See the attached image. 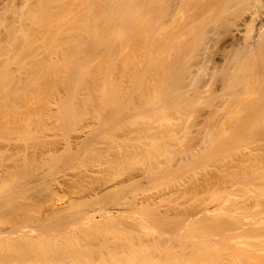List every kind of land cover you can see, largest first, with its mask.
Wrapping results in <instances>:
<instances>
[{
	"label": "rangeland",
	"instance_id": "rangeland-1",
	"mask_svg": "<svg viewBox=\"0 0 264 264\" xmlns=\"http://www.w3.org/2000/svg\"><path fill=\"white\" fill-rule=\"evenodd\" d=\"M212 1L117 0L1 68L0 232H31L0 264H264V84L226 79L264 2Z\"/></svg>",
	"mask_w": 264,
	"mask_h": 264
},
{
	"label": "bare ground",
	"instance_id": "bare-ground-1",
	"mask_svg": "<svg viewBox=\"0 0 264 264\" xmlns=\"http://www.w3.org/2000/svg\"><path fill=\"white\" fill-rule=\"evenodd\" d=\"M116 1L117 0H0V70L2 71L5 68L7 69L8 64L11 62L13 64L14 63L18 64L16 66H19L20 68L19 67L18 68L21 70L25 60H30L33 57L38 59L42 55L41 52L47 53L48 50H51L53 52L55 49H59V50L70 49V48H76L75 46L79 47L83 45L87 41L88 37L86 35L90 32V30L98 31V32L102 31V28L104 27L105 13L109 10L112 11L114 8L112 6L109 7V4H112ZM210 1L208 0V2ZM213 1L211 2V4L215 2ZM224 1L227 0H223V2ZM260 1H262V3L264 2V0H233L234 2L233 4L237 3L236 5L238 6L241 2H243L251 10V11L249 10L250 16H248V18L250 17V22L247 25L250 26L251 24L253 25L254 18L257 17L256 14L257 12H259L258 10H260L263 5ZM217 3L216 5L218 6L222 5V4L219 5L220 3L219 4ZM257 3H261V4H259L260 6H258L256 12ZM214 6L212 7L215 9ZM222 6H224L222 12L223 10L227 11V9H225L226 3L225 4L223 3ZM244 6L242 5V7ZM199 7L198 8L201 9L203 6L202 7L199 6ZM248 7L245 8V10L244 9L243 10L246 11ZM126 26L128 27V24ZM186 26L188 27V25ZM250 26H248V28ZM259 31L260 32H257L255 34L254 33L251 34L252 32H247L249 34L248 35L249 37L247 38L244 37L246 39L243 38L245 41L243 42L244 44H241L243 46L237 53L235 52V54H233L234 56L232 55L233 56L231 62L233 66L232 72H231V68H229L231 75H229L226 79L227 81L229 80L230 84L232 82L234 83V86H238L239 88H241L242 91H244V85H247L249 81L250 82L259 81V83L262 82V84H264V63L262 62L260 63V59L261 61L262 60L264 61V29L263 31H261V29ZM187 32H189V30ZM28 51H30V54H27ZM55 56L57 57V55ZM3 67L4 69H1ZM1 71H0V77L1 74L2 77H4L5 70L2 73ZM186 76L189 77L188 75ZM235 83H237V85H235ZM241 89L239 91H241ZM237 93H239L238 90ZM235 94L236 91L232 88V90H229L228 96L233 97ZM256 104L252 105L250 102H246L244 103V108L254 109V106ZM261 106L263 105L261 104ZM209 138L210 137H208L207 139ZM211 139L210 141L209 140L208 141L211 142ZM256 144L257 145L260 144L259 146H264V140L262 142L261 141L257 142ZM225 200L223 201L224 203H226L227 200L229 201V199H227L226 201ZM221 202L222 201L220 200V203ZM223 202L221 204H223ZM101 214L107 216V214L109 213L104 212V214L103 213ZM87 217H92V215ZM91 220L95 221L92 218ZM88 222H90V220ZM25 227H20L21 229H17L14 231L11 230L13 233L10 231L9 235L8 232L7 234L6 233L5 234L8 236V238L11 237L12 235H14L15 237L17 236V238L19 237V235L26 236L31 231H29ZM5 234H3V232H0V237L4 235V238H6Z\"/></svg>",
	"mask_w": 264,
	"mask_h": 264
}]
</instances>
